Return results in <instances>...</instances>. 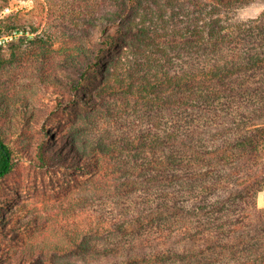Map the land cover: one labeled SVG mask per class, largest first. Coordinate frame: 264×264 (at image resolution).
<instances>
[{"label": "trees", "instance_id": "16d2710c", "mask_svg": "<svg viewBox=\"0 0 264 264\" xmlns=\"http://www.w3.org/2000/svg\"><path fill=\"white\" fill-rule=\"evenodd\" d=\"M254 2L75 0L61 14L70 92L105 123L94 140L84 126L63 131L58 142L78 155L69 144L56 154L46 138L35 150L42 165L57 156L75 165L84 178L75 199L99 204L75 247L112 255L111 264H264V10L232 16ZM49 39L24 41L44 58L54 55ZM50 83L44 128L65 110ZM1 126L0 178L17 151ZM33 254L27 247L20 262Z\"/></svg>", "mask_w": 264, "mask_h": 264}, {"label": "rangeland", "instance_id": "374dc122", "mask_svg": "<svg viewBox=\"0 0 264 264\" xmlns=\"http://www.w3.org/2000/svg\"><path fill=\"white\" fill-rule=\"evenodd\" d=\"M71 1L75 0H0L3 30L0 36L4 40L0 47V96L5 99L0 103L5 110L0 124L6 135L14 136L17 149L12 171L0 178V252L20 264H111L115 258L75 247L89 226L93 228L99 204L84 205L75 199L84 182L75 165L67 166L57 156L53 164L45 166L35 153L38 144L46 138L52 142L49 147L56 154L66 152L63 145L69 144L68 150L72 151L73 147L72 152L78 155L74 143L66 138L58 142L63 131L84 126L88 131L86 136L94 140L105 124L100 113L75 101L78 96L70 92L72 72L61 53L70 41L67 39L70 29L61 14L76 6L70 5ZM263 10L264 0H255L232 16L244 20L258 16ZM11 19L12 28L7 27ZM35 36L51 37L50 49L54 55L42 58L41 50L24 41ZM51 81L63 94L65 110L44 128L43 107L54 98L44 90V84L51 85ZM21 96L26 100L18 99ZM84 114H90L89 127L83 125ZM23 116L28 121L22 131ZM87 238L91 245L101 249L108 244V240H97L89 234ZM27 247H33L34 260L26 257L25 262H20V255ZM5 262L0 258V264Z\"/></svg>", "mask_w": 264, "mask_h": 264}, {"label": "crops", "instance_id": "0c3cea01", "mask_svg": "<svg viewBox=\"0 0 264 264\" xmlns=\"http://www.w3.org/2000/svg\"><path fill=\"white\" fill-rule=\"evenodd\" d=\"M257 204L259 207L264 208V188L263 190L258 194L257 197Z\"/></svg>", "mask_w": 264, "mask_h": 264}, {"label": "built area", "instance_id": "2783aa9c", "mask_svg": "<svg viewBox=\"0 0 264 264\" xmlns=\"http://www.w3.org/2000/svg\"><path fill=\"white\" fill-rule=\"evenodd\" d=\"M3 43H4L3 37H2V36H0V47H2V46H3Z\"/></svg>", "mask_w": 264, "mask_h": 264}]
</instances>
